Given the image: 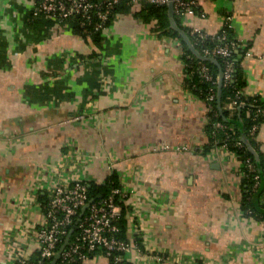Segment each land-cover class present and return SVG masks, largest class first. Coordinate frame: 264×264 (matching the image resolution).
Segmentation results:
<instances>
[{
	"label": "crops",
	"instance_id": "crops-1",
	"mask_svg": "<svg viewBox=\"0 0 264 264\" xmlns=\"http://www.w3.org/2000/svg\"><path fill=\"white\" fill-rule=\"evenodd\" d=\"M33 3L0 0V264L36 251L56 182L103 183L112 172L128 194L127 239L140 244L128 264H264V216L242 211V159L223 145L203 150L207 103L185 83L180 41L137 8L94 43L30 16ZM200 9L181 23L214 34L230 15L249 50L236 51L244 93L264 99V0ZM255 142L264 214V120Z\"/></svg>",
	"mask_w": 264,
	"mask_h": 264
},
{
	"label": "built area",
	"instance_id": "built-area-1",
	"mask_svg": "<svg viewBox=\"0 0 264 264\" xmlns=\"http://www.w3.org/2000/svg\"><path fill=\"white\" fill-rule=\"evenodd\" d=\"M33 14H43L61 27L69 28L73 17L79 19L84 27H90L93 32L103 31L111 18H114V8L124 3L139 8L142 3H150L157 6L168 5L169 0H33ZM175 16L185 19L188 15L205 14L200 9V0H174ZM124 14V13H118ZM115 15V16H117ZM224 24L231 26V16L227 15ZM191 34L198 41L216 33H208L197 26H189ZM224 41L222 45H216L212 50L204 49L205 55H219L228 57L231 49L241 45L239 40H227L224 32L220 36ZM245 55H249V50ZM202 77L207 81L218 84V77L214 78L210 68L202 63L200 66ZM233 63L226 65L223 82L232 78ZM216 98V92L211 89L206 97L208 112L212 109V102ZM229 107H236L232 101ZM264 113V108L262 110ZM216 128L223 129L225 126L215 122ZM258 125H253L251 133L254 134ZM242 145L241 142H238ZM226 146V144H223ZM186 148V147H185ZM248 168L255 172V167L250 159H247ZM255 184H259V175H254ZM88 185L85 181L73 180L56 182L49 191L44 203V221L36 232L37 247L34 253L27 255H15L10 264H50L58 252L60 245L69 234L77 221L82 208L89 202ZM117 198V199H116ZM128 194L121 187L112 189L109 195L95 199L84 212L77 228L73 231L66 247L61 252L56 264H91L98 257L106 259V264H128L125 254L132 250H140V246L120 234V211L121 206L117 201H126Z\"/></svg>",
	"mask_w": 264,
	"mask_h": 264
},
{
	"label": "trees",
	"instance_id": "trees-1",
	"mask_svg": "<svg viewBox=\"0 0 264 264\" xmlns=\"http://www.w3.org/2000/svg\"><path fill=\"white\" fill-rule=\"evenodd\" d=\"M132 7L121 3L114 8V18L118 13H130ZM33 16V13L29 14ZM136 16H140L144 22L149 24L159 34L173 36L178 39L182 47V62L184 65L185 83L190 90L196 94L199 98L206 101L207 95L210 90L213 89L216 92V98L213 100L212 109L208 112V121L206 123V131L209 136V145L204 147L203 150H208L212 146L226 144L227 148L240 157L243 161V197L241 201V208L245 215L261 216L260 210L255 206L254 200L256 194L260 189V181L262 178V158L258 152L257 143L255 142L256 135L259 131L260 124L264 120V99L260 96H248L244 93L246 86L245 73L243 71L241 62L242 59L238 58L237 50H244V55L248 50V46L242 47L241 45L231 49V55L228 57H221L219 55H205L204 49L212 50L216 45H222L224 41L220 36L225 32L227 40H238L233 32L232 22L224 24L222 29L215 34L207 37L204 40L198 41L196 36L191 34L190 28L181 23V18L175 16L178 24L186 31L194 47L205 56L214 57L217 59L218 64L210 60H202L194 55L189 46L183 40L181 35L176 32L170 25L168 7L166 5L157 6L150 3H142L138 10L134 13ZM111 18L107 26L113 21ZM47 22H54L47 18ZM71 26L68 28L73 34L79 35L82 38L97 43L100 39L102 31L93 32L90 27H84L79 23V19L73 17L71 20ZM242 42H240L241 44ZM232 62L234 70L232 72V78L228 82H223L221 89V104L218 105V84H213L202 77L200 66L202 63L206 64L213 74L214 78H219L220 71L224 73L227 63ZM232 101L236 102V107H229ZM220 121L225 127L223 129L216 128L215 122ZM257 124L258 129L254 134L251 133L253 125ZM246 137L252 147L258 152V157L251 152L248 146L242 140V137ZM241 142L242 145H239ZM247 159H250L255 167V172H251L248 168ZM258 174L259 184L254 187L255 179L254 175ZM88 185V199H99L101 197L109 195L112 189L120 187L117 175L112 172L104 180L103 183L90 182ZM260 193V192H259ZM117 199V198H116ZM121 206L120 211V236L127 238L128 231V218L127 214L130 211L126 201H117ZM135 243L140 245L137 239ZM61 246V245H60Z\"/></svg>",
	"mask_w": 264,
	"mask_h": 264
},
{
	"label": "water",
	"instance_id": "water-1",
	"mask_svg": "<svg viewBox=\"0 0 264 264\" xmlns=\"http://www.w3.org/2000/svg\"><path fill=\"white\" fill-rule=\"evenodd\" d=\"M168 15H169V20H170V25L171 27L178 32L181 37L183 38V40L186 42V44L189 46V48L191 49V51L194 53L195 56H197L198 58L202 59V60H210L215 62L216 64H218V61L216 58L214 57H209V56H205L202 55L192 44L188 34L186 33V31L178 24V22L176 21L175 18V13H174V0H169L168 2ZM223 72L220 71L219 74V78H218V105L220 106L221 104V89H222V85H223ZM242 140L244 141V143L248 146L249 150L253 153H255L252 145L250 144L249 140L246 137H242ZM95 199H90L89 202L82 208V211L77 219V221L75 222V224L73 225V227L71 228L69 234L67 235V237L64 239L62 245L60 246L58 252L56 253L54 259L52 260V262L50 264H56V261L58 260V258L60 257L61 252L64 250V248L66 247V244L68 243L73 231L77 228V224L79 223V221L81 220V217L83 216L84 212L88 209L89 205L94 201Z\"/></svg>",
	"mask_w": 264,
	"mask_h": 264
}]
</instances>
